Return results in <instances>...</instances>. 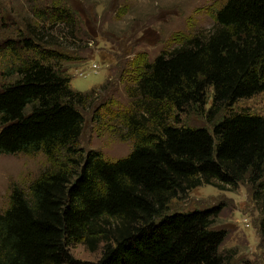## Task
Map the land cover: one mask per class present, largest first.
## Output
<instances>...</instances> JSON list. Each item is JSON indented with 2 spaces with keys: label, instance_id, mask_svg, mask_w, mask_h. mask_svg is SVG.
<instances>
[{
  "label": "trees",
  "instance_id": "obj_1",
  "mask_svg": "<svg viewBox=\"0 0 264 264\" xmlns=\"http://www.w3.org/2000/svg\"><path fill=\"white\" fill-rule=\"evenodd\" d=\"M48 10L38 17L62 25L66 38L81 39L68 2ZM36 35L28 25V35L0 48L13 57L4 72L11 78L0 87V154L41 152L61 164L26 188L12 186L0 212V264H225L226 233L212 227L218 210L168 212V206L201 185L246 182L255 197L264 191V115L231 111L211 131L181 124L179 115L188 107L203 110L209 92L212 120L264 91V0H224L208 36L130 63L131 102L105 108L119 136L132 141L116 160L78 145L82 110L95 92L72 89L58 64L62 54L39 48ZM27 51L34 53L22 56ZM97 236L105 240L97 261L69 253L72 243L93 247Z\"/></svg>",
  "mask_w": 264,
  "mask_h": 264
},
{
  "label": "rangeland",
  "instance_id": "obj_2",
  "mask_svg": "<svg viewBox=\"0 0 264 264\" xmlns=\"http://www.w3.org/2000/svg\"><path fill=\"white\" fill-rule=\"evenodd\" d=\"M60 2H68L75 9L80 40L70 38L67 33L66 38L62 35V25L38 17L39 10L47 13L50 5ZM223 2L0 0V48L4 49L6 39L28 35L29 25L34 28L36 37H40L34 41L39 48L62 54L58 64L69 76L70 87L95 92L82 110L84 126L78 145L86 151H100L106 159L116 160L130 152L132 141L119 136L117 121L105 108L117 104L127 106L131 102L133 93L130 95L127 89L133 80L130 63L141 59L151 61L160 52L169 51L192 36H208L215 26V11ZM85 11L91 12L89 18ZM33 53L22 52V56L30 57ZM12 61L8 50H0V87L11 78L4 76V72ZM103 85L106 89L100 90ZM210 94L203 110L194 106L186 108L179 115L180 123L204 126L211 131L213 123L231 111L245 110L264 115L263 91L239 99L208 120L206 111L211 104ZM58 164L61 163H53L41 152L0 154V212L8 206L12 186L26 188L42 171ZM255 195L254 188L246 182L225 189L201 185L173 199L168 212L217 209L212 227L226 233L220 248L227 257L225 264H264V191H259L257 197ZM108 235L109 243L113 242L111 233ZM100 240L98 237L93 247L72 243L68 247L69 253L76 259L95 262L105 244V240Z\"/></svg>",
  "mask_w": 264,
  "mask_h": 264
}]
</instances>
